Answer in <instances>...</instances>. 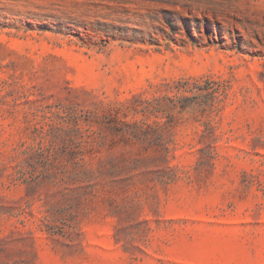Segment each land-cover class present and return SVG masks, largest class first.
<instances>
[{"label":"rangeland","instance_id":"rangeland-1","mask_svg":"<svg viewBox=\"0 0 264 264\" xmlns=\"http://www.w3.org/2000/svg\"><path fill=\"white\" fill-rule=\"evenodd\" d=\"M79 115L81 204L21 155L70 169ZM0 264H264V0H0Z\"/></svg>","mask_w":264,"mask_h":264},{"label":"trees","instance_id":"trees-1","mask_svg":"<svg viewBox=\"0 0 264 264\" xmlns=\"http://www.w3.org/2000/svg\"><path fill=\"white\" fill-rule=\"evenodd\" d=\"M80 116L81 115L76 117V137L72 141L74 143V148L70 153V169L66 170L67 168L64 165H57L53 162L49 150L43 146H39L36 149H26L21 152L27 166H32L33 170H36L38 167L42 168L40 170V176L43 180H48L55 184L57 181L65 185L74 186L73 190H71V194H68V197L79 204L83 201L80 190H82L84 194L93 193L95 185L104 177L105 172L110 173L112 169H117V165L119 164L117 159L102 160L101 158H96V153L99 152V150L94 147L95 144H99L95 136L96 132L91 129L89 121H84L86 128L82 129L80 126V121L82 120ZM119 125L121 128L117 129L116 132H119L126 141L131 138L136 140L143 139L142 136L147 135L143 132L141 133V131L151 129V127L146 126L145 123L140 125L137 122L126 123L121 121ZM144 138L148 139V137ZM32 161H34V165H32ZM121 161L125 163V159ZM95 162L99 164L96 168L93 165ZM137 163L138 160L135 161L134 165H137ZM107 165H109V167H107ZM166 169H168V167ZM168 171L170 170L168 169ZM18 174V179L27 180L25 177L27 172L21 169L18 171ZM31 176H33V174H31ZM78 208H80V206ZM76 210L77 209L68 212L70 214V219L62 222L61 226L58 227L59 232L64 233L65 231L72 230V221L76 217ZM41 225L46 229H52L56 227V222L51 220L48 216H43Z\"/></svg>","mask_w":264,"mask_h":264}]
</instances>
